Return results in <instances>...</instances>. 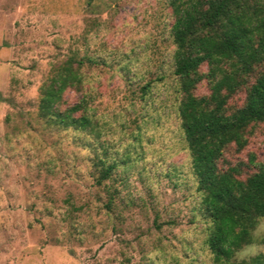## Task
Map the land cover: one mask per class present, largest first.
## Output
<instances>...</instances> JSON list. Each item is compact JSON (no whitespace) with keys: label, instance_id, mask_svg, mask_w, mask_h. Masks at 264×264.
Returning <instances> with one entry per match:
<instances>
[{"label":"rangeland","instance_id":"obj_1","mask_svg":"<svg viewBox=\"0 0 264 264\" xmlns=\"http://www.w3.org/2000/svg\"><path fill=\"white\" fill-rule=\"evenodd\" d=\"M172 20L167 0H0V264H215L177 112ZM73 52L96 62L61 108L85 97L93 131L37 114L40 84ZM246 138L219 161L242 177L264 164V122ZM103 150L116 168L97 185ZM254 235L233 259L264 253V217Z\"/></svg>","mask_w":264,"mask_h":264},{"label":"trees","instance_id":"obj_2","mask_svg":"<svg viewBox=\"0 0 264 264\" xmlns=\"http://www.w3.org/2000/svg\"><path fill=\"white\" fill-rule=\"evenodd\" d=\"M172 15L173 74L180 94L178 116L191 157V169L208 220L205 244L215 264H264V253L235 260L237 250L256 241L264 217V164L241 176L238 164L222 167L225 149H242L246 130L264 122V0H167ZM96 60L76 52L54 66L39 86L37 114L52 127L94 130L87 99L61 108L66 89H81L84 63ZM206 69L202 70L201 67ZM205 81L208 91L196 93ZM240 106L228 108L238 91ZM94 181L112 177L116 162L107 151L93 162ZM114 191L104 207L111 212Z\"/></svg>","mask_w":264,"mask_h":264}]
</instances>
